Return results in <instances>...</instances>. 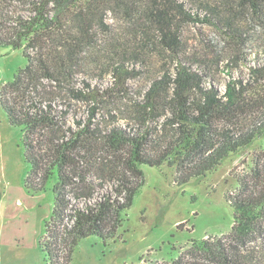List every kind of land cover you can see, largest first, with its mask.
<instances>
[{
  "label": "trees",
  "instance_id": "obj_1",
  "mask_svg": "<svg viewBox=\"0 0 264 264\" xmlns=\"http://www.w3.org/2000/svg\"><path fill=\"white\" fill-rule=\"evenodd\" d=\"M9 1L0 0V46L23 50L28 64L3 87L0 106L10 124L22 131L24 155L30 165L26 189L33 194L51 190L54 195L53 215L41 242L50 264H71L74 249L82 239L119 238L123 215L145 182L142 166L176 165L175 183L182 186L208 177L233 154L264 141V62L250 68L247 81L229 84L221 97L208 91L195 99L198 77L182 65L175 78L165 75L161 81L155 80L137 115L155 116L161 108L172 111V119L167 122L175 126V134L164 150L154 148L157 140L150 139L147 131L129 133L114 128L97 134L90 125L82 124L74 129L54 108L56 92L49 90L47 83H55L61 90V84L70 83L78 57L94 43L95 37L89 33L96 17L102 16L101 4L125 6L126 18L136 22L145 45L151 44L149 32L155 30L156 41L177 55L184 45L182 27L193 19L179 0H33L31 16L19 17L14 27L10 26L9 7L4 6ZM239 2L244 12H251L252 29L234 24L235 10L228 3L226 9L216 11L227 24L223 34L233 45L230 60L234 63L241 59L242 50L261 31L259 28L264 29V0ZM102 26L107 25L102 22ZM124 48L118 46L124 52L122 60L110 67L120 94L127 93L128 71L123 63L128 52ZM138 51L131 53L132 58L139 59ZM112 91L70 88L68 92L99 104L108 95L113 98ZM243 116L254 118L252 126L235 136L224 134V141L216 144L217 122L237 121ZM102 149L113 154L111 159L98 156ZM107 179L114 185L113 193L96 199V187H104ZM227 200L235 220L229 236L242 245L255 236L264 242V149L258 153L251 173L238 177V189ZM73 201H84L85 206ZM194 247L196 250L181 254L172 264H192L190 258L197 256L202 260L194 264H248L223 239L208 238Z\"/></svg>",
  "mask_w": 264,
  "mask_h": 264
},
{
  "label": "rangeland",
  "instance_id": "obj_2",
  "mask_svg": "<svg viewBox=\"0 0 264 264\" xmlns=\"http://www.w3.org/2000/svg\"><path fill=\"white\" fill-rule=\"evenodd\" d=\"M32 1L11 0L4 5L9 7L10 26L14 27L19 17L31 16ZM179 1L193 19L182 27L184 45L177 55L157 42L155 30L149 32L151 44L145 45L144 34L140 33L136 22L126 18L125 6L117 8L111 2L101 4L102 16L96 17L89 33L95 37L94 43L78 57L70 83L61 84L62 90L57 89L55 83H47L49 90L56 92L53 106L68 126L75 129L79 124L90 125L97 134L109 133L114 128L129 133L147 131L150 139L157 140L154 148L164 150L175 134V126L167 122L172 119V111L161 108L155 116L146 114L139 118L137 115L155 80L161 81L165 75L175 78L182 65L198 77L195 99L208 91L221 97L229 84L247 81L251 77L250 68L263 64L262 28L242 50L241 59L237 63L230 60L233 45L225 41L223 32L227 24L216 11L226 9L228 3L235 10L232 13L234 24L252 29L251 12H244L239 0ZM102 22L107 26H102ZM119 45H125L124 50L128 52L122 62L128 71L127 93L124 94L117 92V82L110 68L122 60L124 52L118 49ZM134 50H139V59L132 58ZM27 64L23 50L0 46V97L3 87ZM70 88L100 93L113 88L110 92L113 98L106 95L105 101L93 104L88 99L70 95ZM169 95L172 96V91ZM253 119L243 116L237 121H218L215 143L224 141V134L235 136L252 126ZM263 149L264 141H257L249 150L233 154L208 177L182 186L175 183L176 165L142 166L145 182L132 207L123 215L119 238L112 241L95 236L82 239L74 249L71 264H172L181 254L196 250L193 249L195 243L208 238L223 239L228 248L236 250L248 264H264V242L259 236L251 238L246 245L229 236L235 220L227 200L238 189V177L251 173ZM98 156L111 159L113 154L102 149ZM29 171L22 131L10 124L0 106V264H50L41 242L45 225L53 215L54 195L51 190L30 193L25 187ZM103 184L104 187H96V199L113 193L110 179ZM82 202L73 201L83 207ZM190 260L194 264L201 262L202 257Z\"/></svg>",
  "mask_w": 264,
  "mask_h": 264
}]
</instances>
